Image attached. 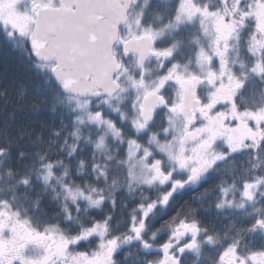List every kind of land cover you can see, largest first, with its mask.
I'll return each instance as SVG.
<instances>
[{
  "label": "snow or ice",
  "instance_id": "snow-or-ice-1",
  "mask_svg": "<svg viewBox=\"0 0 264 264\" xmlns=\"http://www.w3.org/2000/svg\"><path fill=\"white\" fill-rule=\"evenodd\" d=\"M0 40L53 117L0 127V264H264V0H0Z\"/></svg>",
  "mask_w": 264,
  "mask_h": 264
},
{
  "label": "trees",
  "instance_id": "trees-1",
  "mask_svg": "<svg viewBox=\"0 0 264 264\" xmlns=\"http://www.w3.org/2000/svg\"><path fill=\"white\" fill-rule=\"evenodd\" d=\"M21 85L28 91L23 103L20 102L18 95ZM37 89L38 81L29 70L25 55L0 40V93L7 92V96L0 95V127L9 122V114L13 111L16 112V120L11 125L13 131L29 123L35 127L36 131H40L38 125L41 121L53 119L47 113L36 114L28 107V102L36 96Z\"/></svg>",
  "mask_w": 264,
  "mask_h": 264
},
{
  "label": "rangeland",
  "instance_id": "rangeland-1",
  "mask_svg": "<svg viewBox=\"0 0 264 264\" xmlns=\"http://www.w3.org/2000/svg\"><path fill=\"white\" fill-rule=\"evenodd\" d=\"M188 259H189V261L191 262V261L194 260L195 258L190 256Z\"/></svg>",
  "mask_w": 264,
  "mask_h": 264
},
{
  "label": "flooded vegetation",
  "instance_id": "flooded-vegetation-1",
  "mask_svg": "<svg viewBox=\"0 0 264 264\" xmlns=\"http://www.w3.org/2000/svg\"><path fill=\"white\" fill-rule=\"evenodd\" d=\"M201 191H203V189H201ZM197 193H193V195H196Z\"/></svg>",
  "mask_w": 264,
  "mask_h": 264
}]
</instances>
